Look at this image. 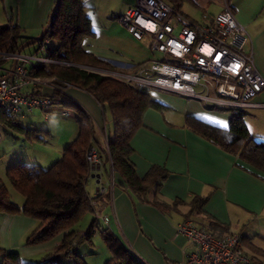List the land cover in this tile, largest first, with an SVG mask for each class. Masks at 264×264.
<instances>
[{"label":"crops","instance_id":"0c3cea01","mask_svg":"<svg viewBox=\"0 0 264 264\" xmlns=\"http://www.w3.org/2000/svg\"><path fill=\"white\" fill-rule=\"evenodd\" d=\"M162 1L169 4L172 2ZM174 1L180 4L178 11L193 21H196L193 13L200 12L201 21L204 13L205 19H208L226 7L229 8L247 31L244 51L251 55L255 69L264 77V0ZM54 2L0 0V24L16 25L19 29L18 41L23 43L41 32ZM82 2L84 12L90 18L92 31L91 35L83 39L82 48L106 60L110 64L108 70L128 73L134 66L147 62L151 57H159L157 52L151 51L152 40L149 37L134 38L120 19L126 9L134 5L135 0ZM56 44L53 40L51 46ZM43 55L44 51L36 57L42 58ZM12 60L13 57L7 55L0 62V77L9 72ZM37 61L30 60L24 66ZM20 90L27 96H48L52 94V85L48 79H37L24 83ZM63 91L91 116L93 146L97 149L107 148V140L112 136V119L107 108L88 92L75 86L66 85ZM149 95L159 106L149 107L143 113L142 125L130 140L132 153L129 160L140 178L152 167L163 168L166 175L159 181L158 187L152 186L141 194L129 190L109 162L93 169L86 180V189L90 196L103 189L96 199L100 203V225L119 236L144 264L186 263L195 246L176 231L177 224L185 219L207 228L216 236L228 233L246 235L250 231L252 238L264 239V171L204 136L197 127L200 125L197 122H201L226 129L231 118L227 108L216 109L198 100L157 90H149ZM251 101L264 103V90ZM56 103L63 105L60 101ZM63 106L68 111L71 108L75 110ZM49 107L47 110L36 109L48 112ZM33 110L21 105L7 116L0 109V134L6 136L1 139L4 145L0 150V184L6 177V169L16 163L44 165L59 158L48 154L31 155V152H36L33 148L40 145L34 143L33 138H25V133L19 127L38 129L30 116ZM60 110L54 114L59 116L66 109ZM242 110L245 111L243 120L249 132L264 141V106H250ZM8 119L11 121L9 124L5 122ZM45 129L49 131L48 126ZM22 139L26 141L24 151L19 147ZM3 147H6L7 152H18L7 157ZM198 198L203 199L202 204L195 202ZM23 200L15 204L21 206ZM87 214H90L91 222L93 215ZM37 224V220L21 214L0 212V248L18 249L19 255L25 260L30 259L31 253L42 257L55 253L61 237L33 246L23 244V238ZM253 261L257 264L255 259Z\"/></svg>","mask_w":264,"mask_h":264},{"label":"trees","instance_id":"16d2710c","mask_svg":"<svg viewBox=\"0 0 264 264\" xmlns=\"http://www.w3.org/2000/svg\"><path fill=\"white\" fill-rule=\"evenodd\" d=\"M171 1L175 3L167 4L180 13V4ZM84 9L82 0H59L53 21L39 44L42 47L49 38L56 41V46H45L43 50L42 57L49 61L25 65L29 77L50 80L53 86L52 94L44 95L45 97H49L54 103L60 101L63 105L75 108L78 113L77 134L62 149L60 157L48 167L16 163L6 169L7 179L24 199L21 206L10 200L7 188L0 184L1 213L21 214L38 221L36 228L25 238L24 245H38L57 237H61V241L55 253H48L41 260H25L15 250L0 248V264H52L53 256L58 253L65 257L75 256L79 260L78 264H83L75 253V245L80 241L91 242L96 231L110 251V257L105 264H144L119 236L107 227H102L100 220L93 218L81 236L75 237L74 225L87 213H92L91 200L97 199L101 194L90 196L86 189V180L93 170L85 159V152L93 146V120L63 91L66 85L88 92L109 111L112 136L107 140V148L97 149L98 156L103 163H110L112 170L122 177L129 190L143 194L152 186L158 187L159 181L166 175L163 168L152 167L140 178L129 160L132 153L130 140L142 125L143 113L149 107L159 106L150 97L149 89L139 83H127L114 76L78 66L110 69L106 60L82 48L83 39L92 34L90 18ZM18 34L16 25L0 24V62L5 56L16 54L19 47ZM39 49H25L23 53L38 56L41 53ZM226 110L231 114L226 129L197 122L200 124L197 126L198 130L223 148L237 153L242 159L264 171V141L258 140L249 132L243 120L245 111L239 108ZM4 114L10 115L7 112ZM5 122L9 124L11 121L8 119ZM19 129L25 133L27 139L42 138L34 134L35 129ZM195 202L202 204L203 199H195ZM245 237L247 236L242 235L243 239Z\"/></svg>","mask_w":264,"mask_h":264},{"label":"built area","instance_id":"2783aa9c","mask_svg":"<svg viewBox=\"0 0 264 264\" xmlns=\"http://www.w3.org/2000/svg\"><path fill=\"white\" fill-rule=\"evenodd\" d=\"M205 18L204 13L200 22L189 20L162 0H135L120 19L134 38L149 37L152 49L161 56L134 66L131 72L111 71L109 75L149 90L198 100L216 109L264 106L251 101L264 90V77L255 69L251 55L244 51L248 38L244 26L227 7ZM33 59L49 61L21 53L12 80L0 79V109L4 112L12 114L21 105L46 110L54 104L49 97L21 93L24 83L41 79L27 75L24 63ZM60 114L67 116L69 112ZM85 159L92 169L101 166L95 146L87 149ZM91 206L93 218L101 220L100 203L93 198ZM176 231L195 246L184 264H256L244 251L240 233L216 236L189 219L178 223Z\"/></svg>","mask_w":264,"mask_h":264},{"label":"rangeland","instance_id":"374dc122","mask_svg":"<svg viewBox=\"0 0 264 264\" xmlns=\"http://www.w3.org/2000/svg\"><path fill=\"white\" fill-rule=\"evenodd\" d=\"M197 12V11H194ZM193 13V12H192ZM194 15V20H196L197 22L199 21V17H200V12L199 13H193ZM174 18L171 19V21H173ZM126 27V26H125ZM21 40V39H20ZM45 45L44 47H40V41L39 42H35L33 44H30L26 47V49L28 50H35V49H39L41 52L45 49V46H51L53 44V40L49 38L48 41H45ZM20 41H19V45H20ZM153 44V43H152ZM153 47V45L151 46V48ZM152 52H156L154 49L151 50ZM25 54H28L25 53ZM159 56H161V54H159ZM91 66H87L85 67V69L94 71V72H98L104 75H109V72H111V70H103L102 68H98V67H94L97 69H91ZM113 76V75H111ZM50 81V80H49ZM34 110L31 112V117H32V123L34 125L37 126V130L36 132H34L35 135L38 136H42V139H34L33 141H35L34 143H38L40 146L38 148H33L36 152H31V155H33L32 153H37L39 155H43V154H48V156H59L61 155V151L62 149L68 145L73 138H75L76 134H77V122H76V117L78 116V113L75 112L74 109H70L68 111L67 108H65L61 103H56L53 105H50L49 109L50 111L48 112H43L40 110H37L36 108H33ZM59 109L63 110L66 109L69 112V115L67 116H57L56 114H54V112H58ZM47 110V109H46ZM57 110V111H56ZM60 110V111H61ZM52 112V113H51ZM45 115H48V118H45ZM49 128V131H44L46 130L45 128ZM35 127V126H33ZM6 137L5 134H0V150L2 148L3 144V140H1L2 138ZM24 143H26L25 140H21L19 147H21V150H23V145H25ZM37 144V145H38ZM33 147V146H32ZM45 152H44V150ZM4 152H7L3 147ZM60 150V151H59ZM14 152H18V150L15 151H8L7 157L8 156H12ZM25 153V152H24ZM59 154V155H58ZM3 155V153H2ZM1 155V156H2ZM53 159V158H52ZM50 163H44V165H40L42 167H48L52 162ZM103 164L102 160H101V165ZM39 165V164H38ZM6 176V175H5ZM1 184H3L6 188L7 191L9 193V197L10 200L13 201L14 203L19 202V200L23 199L22 195L11 185V183L9 182V180L7 179V177H5V179L1 180ZM17 205V204H16ZM91 220V216L90 214H87L85 218H82L81 220H79L75 225H74V229H75V237L79 238L83 232V230L87 228L88 223ZM262 233H264V231H262ZM28 235V234H27ZM27 235L23 238V244H24V240L27 237ZM247 237H245L243 239V248L244 251H246L251 258L257 262V264H264V239H261L260 237L257 238H251L252 233L247 232L246 233ZM249 237V238H248ZM255 237V236H254ZM76 238V239H77ZM251 244H255L251 245ZM10 250H15V251H19L18 249H10ZM75 253L76 255L81 259V261L83 262V264H105V262L107 261V259L110 257V251L107 248L106 244L104 243L102 237L100 236V234L96 231L95 234L92 236L91 238V242L88 241H80L75 245ZM34 254V255H33ZM29 256V255H28ZM30 259L28 260H41L42 256L40 255H35V253H31L30 254ZM1 258V256H0ZM78 258H76L75 256H63L61 253H58L57 255L53 256V261L52 264H56L58 262V264H78ZM51 262H49L50 264Z\"/></svg>","mask_w":264,"mask_h":264},{"label":"water","instance_id":"95a60500","mask_svg":"<svg viewBox=\"0 0 264 264\" xmlns=\"http://www.w3.org/2000/svg\"><path fill=\"white\" fill-rule=\"evenodd\" d=\"M58 2H59V0H55L54 5H53V7H52V9H51V11L49 13L48 19H47L45 25L43 26L41 32L37 36L32 37V38L24 41L23 43H21L19 45V47L17 49V52H16L17 57H13L12 64H11V67L9 69V72L6 75L1 76L0 79H10V80H12L13 73L15 71V68H16V65H17V62H18V56L21 53L24 52V50L26 49V47L28 45L33 44L35 42H39L45 37V35H46V33H47V31H48V29H49V27H50V25H51V23L53 21V18H54V15H55V11H56L57 6H58ZM82 67L85 68L87 66L84 65ZM90 68L94 69V70L96 69L94 67H90ZM96 176H98V174Z\"/></svg>","mask_w":264,"mask_h":264}]
</instances>
